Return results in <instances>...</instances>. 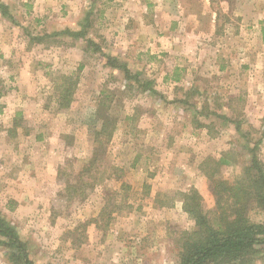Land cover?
I'll return each instance as SVG.
<instances>
[{
    "label": "rangeland",
    "instance_id": "rangeland-1",
    "mask_svg": "<svg viewBox=\"0 0 264 264\" xmlns=\"http://www.w3.org/2000/svg\"><path fill=\"white\" fill-rule=\"evenodd\" d=\"M0 1L11 16L0 11V148L12 151L0 150L2 216L35 264H177L195 228L179 193L197 188L214 209L207 172L234 182L262 136L264 19L244 14H263L264 0H213L224 15L215 34L195 16L206 0ZM109 56L141 74L126 77ZM66 76L73 100L61 107ZM101 102L111 136L97 135ZM224 152L236 161L217 167ZM257 154L264 161L263 141ZM249 215L264 222L255 204ZM8 252L0 245V264H16Z\"/></svg>",
    "mask_w": 264,
    "mask_h": 264
},
{
    "label": "trees",
    "instance_id": "trees-1",
    "mask_svg": "<svg viewBox=\"0 0 264 264\" xmlns=\"http://www.w3.org/2000/svg\"><path fill=\"white\" fill-rule=\"evenodd\" d=\"M0 11L3 15L11 17L7 3L0 1ZM86 19L88 20V17ZM66 32L75 36L85 35L84 31L80 30L77 32L66 30ZM60 33L36 36L34 39L42 41L45 37ZM117 60V57H108V63L115 67L120 66L126 77L137 79L141 74L137 72L134 75L126 62L117 64ZM71 82L70 77L66 76L65 81L57 85L56 89L60 94L61 107L70 106L73 100L74 87ZM142 85L153 93H159L154 86V80L142 82ZM101 105L102 109L97 114H100L104 121L97 135L98 137L106 134L111 136L115 130L114 119L109 112L101 114L104 111L105 102H101ZM215 114L222 118L227 116L226 114ZM234 120L236 119H231L236 129L241 131V123ZM112 124L113 127L108 128ZM246 137L249 138L248 133H246ZM263 137L264 129L261 138L256 140L253 145H247L252 154L251 158L245 165L241 176L234 182L216 178L214 172H207L216 196L214 209L206 210L204 208L203 196L197 188L179 193L182 196L184 211L195 220V228L183 232L177 264H252L256 255L264 251V222L253 221L249 215L252 204L264 211V161L257 154ZM235 161L234 154L231 152H224L220 158L212 159L217 167L235 163ZM87 167L88 165L85 167L86 170ZM72 189L79 190L81 187ZM0 236L2 237L0 238V245L7 246L8 255L12 262L35 264L17 229L2 216L1 212Z\"/></svg>",
    "mask_w": 264,
    "mask_h": 264
},
{
    "label": "crops",
    "instance_id": "crops-1",
    "mask_svg": "<svg viewBox=\"0 0 264 264\" xmlns=\"http://www.w3.org/2000/svg\"><path fill=\"white\" fill-rule=\"evenodd\" d=\"M219 2H220V4H222L221 0ZM212 3L214 4L215 1H213V0H206V2L204 3V7L201 8V12L199 14L198 13L195 14V16H197L199 18H205V19H208V20H213L211 22L210 26H214L213 33L215 34L218 26H220V24H219L220 23V19L224 15H223V12H221V10L219 11L218 9H216L217 8V4H215V8H212ZM177 4H178L177 2L174 3V5H177ZM195 11H196V9H195ZM170 12L174 13L175 11H170ZM178 12H179V10H178ZM231 17H233V14L230 13V18ZM236 17L239 18V16H236ZM244 17H245V19H251L252 17H260V18L264 19V11H263V14H261V15L259 14V15L256 16V14L250 10L248 13H246V15L244 14ZM190 18H191V16H190ZM249 27L250 28H247L246 34H250V32H252V30L254 28V27H251V26H249ZM262 31H263V33H262V35H263V42H264V24H263V27H262ZM244 49L246 50V48H244ZM175 81H176V79H175ZM221 113H223V112H221ZM227 115L229 116V114H227ZM230 122H231L230 124H232L234 126V129L237 130L234 122H232V121H230ZM0 128H1L0 130L3 129L1 126H0ZM263 143H264V137H263ZM54 145H56V144H54ZM21 147H22V148H20L21 149V152L22 151L24 152L25 150H28V146L25 145V144H22ZM48 149H49V156L52 157L53 159H51V160L49 159V162H48L49 166H48V168H47L46 171H49V173H52L53 174L54 171L58 168V165L60 164V160L61 159L59 158L60 160L59 159L57 160V157L55 158V156H53V154H52L55 151V146L48 147ZM0 150H1V148H0ZM1 151H6V154H4V156H9L12 153V151H11L10 148H8V150L2 149ZM0 156H1V153H0ZM5 161H6V163L8 162V160H5ZM50 161H51V163H50ZM50 164H51V166H50Z\"/></svg>",
    "mask_w": 264,
    "mask_h": 264
}]
</instances>
